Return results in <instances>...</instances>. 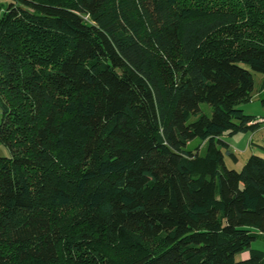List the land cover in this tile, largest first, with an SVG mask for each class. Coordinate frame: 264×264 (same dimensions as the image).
<instances>
[{"label": "trees", "instance_id": "trees-1", "mask_svg": "<svg viewBox=\"0 0 264 264\" xmlns=\"http://www.w3.org/2000/svg\"><path fill=\"white\" fill-rule=\"evenodd\" d=\"M252 72L264 0L0 3V264H264Z\"/></svg>", "mask_w": 264, "mask_h": 264}, {"label": "rangeland", "instance_id": "rangeland-1", "mask_svg": "<svg viewBox=\"0 0 264 264\" xmlns=\"http://www.w3.org/2000/svg\"><path fill=\"white\" fill-rule=\"evenodd\" d=\"M7 2H8V0H0V3L2 4V6H5L7 4ZM252 76H253V80H254V89H253V91L255 92L256 89H257V87L260 85L261 76H260L259 73H256V72H252ZM254 97L255 96H254V93H253V96L251 97V101H248L246 103L239 104V105H237V107L240 108V109H242L241 107H243L246 112L252 111V110H254V112H256V109L257 108H256L255 104L253 103ZM258 102L259 103L261 102L260 101V98L258 99ZM260 105H261V103H260ZM199 107H200L201 112H203V113H205L207 115H210L211 114V107L208 104H206V103H200ZM253 115L256 118L258 116H260V114L258 115V113H254ZM193 119H194V116H191L189 118V120H193ZM256 130H254V131H256ZM254 131H249L248 134H251V132H254ZM259 131L260 132H258L254 136V140H259V138L262 135V133H264V128H261ZM195 141H197V140H195ZM236 141H238V138L236 139ZM254 142H256V141H254ZM244 148H245V146L244 147H241V149H240L241 151H239V149L238 150L236 149L237 151L235 150L236 157H237V161L236 162H233L227 156L224 157L225 164H226V166L228 168H233L235 170H239L241 168V166L243 165V163L246 160V158L250 155V153H248V152H243V149ZM263 150L256 148L257 153H252V154L259 155V156H261L260 154H263L264 155V151ZM8 155H9L8 149L5 146H3L2 144H0V156H8ZM251 247L258 248V249H261V250L264 251V241L263 240H260V239H256V240H254L251 243ZM245 256H246L245 253H241V254L237 255L235 258L236 259H239V258H244Z\"/></svg>", "mask_w": 264, "mask_h": 264}, {"label": "crops", "instance_id": "crops-1", "mask_svg": "<svg viewBox=\"0 0 264 264\" xmlns=\"http://www.w3.org/2000/svg\"><path fill=\"white\" fill-rule=\"evenodd\" d=\"M260 81H261V79H260ZM260 84H261V82H260ZM252 92L254 93V96H255L253 99V103L255 104V106L257 108L256 112H254V110L246 112L243 107H241V108L245 113H248V114H252V115L254 113H258V115L260 114V116H258L256 118V120L260 122L258 129L254 132H251V134H248V132H245V133H238V134L224 135L223 136V138L228 143L229 150H231L235 154H236V152H235L236 149L237 150L239 149V151H241L240 150L241 147H244V146H245V148L243 149V152H248L250 154L257 153L256 148L263 150L261 148V145H264V133H262L259 140H254V136L258 132H260L259 130L261 128H264V105H262V104L260 105V103L258 102L259 98L264 97V87L261 88V86L259 85L257 87L256 91L255 92L252 91ZM253 93H252V96H253ZM237 138H238V141H236ZM254 141H256V142H254ZM260 155L264 157L263 154H260Z\"/></svg>", "mask_w": 264, "mask_h": 264}]
</instances>
